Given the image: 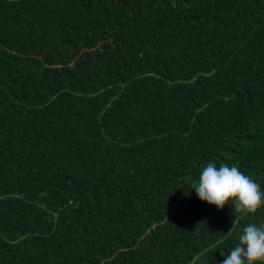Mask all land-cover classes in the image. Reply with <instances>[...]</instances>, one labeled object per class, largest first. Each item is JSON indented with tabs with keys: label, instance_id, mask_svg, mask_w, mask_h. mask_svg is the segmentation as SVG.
<instances>
[{
	"label": "trees",
	"instance_id": "trees-1",
	"mask_svg": "<svg viewBox=\"0 0 264 264\" xmlns=\"http://www.w3.org/2000/svg\"><path fill=\"white\" fill-rule=\"evenodd\" d=\"M209 162L264 190V0H0V264H220Z\"/></svg>",
	"mask_w": 264,
	"mask_h": 264
},
{
	"label": "clouds",
	"instance_id": "clouds-1",
	"mask_svg": "<svg viewBox=\"0 0 264 264\" xmlns=\"http://www.w3.org/2000/svg\"><path fill=\"white\" fill-rule=\"evenodd\" d=\"M198 198L222 210L234 205L244 216L264 207V190L238 166L209 162L202 168L193 187ZM233 209V208H232ZM236 243L220 264H264V224L251 223L237 232Z\"/></svg>",
	"mask_w": 264,
	"mask_h": 264
}]
</instances>
